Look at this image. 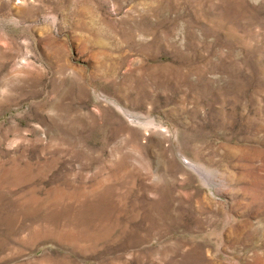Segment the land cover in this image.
I'll return each instance as SVG.
<instances>
[{
	"label": "rangeland",
	"instance_id": "rangeland-1",
	"mask_svg": "<svg viewBox=\"0 0 264 264\" xmlns=\"http://www.w3.org/2000/svg\"><path fill=\"white\" fill-rule=\"evenodd\" d=\"M0 264H264V0H0Z\"/></svg>",
	"mask_w": 264,
	"mask_h": 264
}]
</instances>
